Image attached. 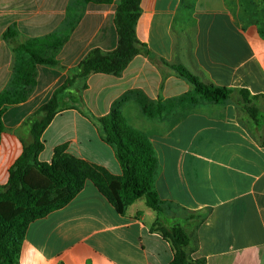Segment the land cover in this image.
Returning <instances> with one entry per match:
<instances>
[{
	"label": "crops",
	"instance_id": "1",
	"mask_svg": "<svg viewBox=\"0 0 264 264\" xmlns=\"http://www.w3.org/2000/svg\"><path fill=\"white\" fill-rule=\"evenodd\" d=\"M111 1L0 0V93L13 62L3 40L7 28L15 26L22 40L55 32L67 38L59 68L38 67L31 96L2 117L0 187L22 154L26 120L90 51L115 50L118 0ZM135 34L150 57L136 55L118 77L93 74L85 89L66 91L67 104L42 134L39 161L50 164L54 150L66 145L67 155L120 177L114 150L95 122L118 105L156 152L164 218L191 234V258L264 264V122L249 123L231 101L181 103L191 86L171 68L181 66L205 84L264 96V0H141ZM141 100L162 103L159 116L146 118ZM259 105L261 116L264 102ZM134 118L137 125L128 122ZM156 216L142 199L117 212L86 180L66 205L28 224L17 264H169L172 250L153 229Z\"/></svg>",
	"mask_w": 264,
	"mask_h": 264
},
{
	"label": "trees",
	"instance_id": "2",
	"mask_svg": "<svg viewBox=\"0 0 264 264\" xmlns=\"http://www.w3.org/2000/svg\"><path fill=\"white\" fill-rule=\"evenodd\" d=\"M85 3L110 4L111 0H82ZM141 0H118L114 25L117 46L111 52L90 51L80 63L68 71L67 79L51 99L42 105L25 122L29 128L28 138H21L22 154L9 170V179L0 187V264H17L21 244L28 224L43 218L50 212L66 205L83 188L86 180L119 213L137 200H144L147 207L156 213L153 229L170 244L173 258L169 264H206L204 259L193 260L194 242L185 228L178 223L166 222L165 203L157 193L155 182L158 176L156 152L148 136L130 126L118 105L110 113L95 119L101 139L114 150L121 167V176L114 177L105 170L90 165L65 153L66 145L54 150L50 164L40 162L43 151L42 134L55 114L62 108V95L69 89H85L87 78L93 74L118 77L136 55L149 56L145 45L135 34L140 16ZM13 54L11 76L6 88L0 93V135L4 130L2 117L13 106L23 104L31 96L40 66L59 68L57 56L67 38L55 32L41 38L22 40L17 29L9 27L3 34ZM155 63L169 66L162 59ZM177 75L191 86L180 102L195 104L198 101L225 104L234 103L244 118L254 125L264 122L263 95H251L246 89H229L202 83L181 66L171 67ZM81 97H79V101ZM142 114L148 119L159 116L162 103L139 102Z\"/></svg>",
	"mask_w": 264,
	"mask_h": 264
},
{
	"label": "rangeland",
	"instance_id": "3",
	"mask_svg": "<svg viewBox=\"0 0 264 264\" xmlns=\"http://www.w3.org/2000/svg\"><path fill=\"white\" fill-rule=\"evenodd\" d=\"M66 104H67V102H64V101H63V97H62V105H61L62 108L65 107ZM130 120H131V122L128 121L130 124H132V125L136 124V125H137L139 119L137 120V118H134V119H130ZM185 230H186V229H185ZM188 230H189V229H188ZM186 231H187V230H186ZM190 231H192V230H190ZM187 233H188V231H187ZM188 234H189V233H188ZM189 235L191 236V234H189Z\"/></svg>",
	"mask_w": 264,
	"mask_h": 264
}]
</instances>
